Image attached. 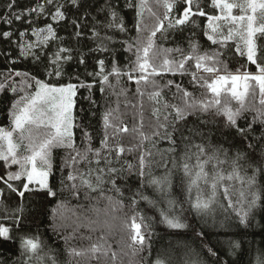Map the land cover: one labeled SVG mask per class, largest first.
<instances>
[{
    "label": "snow or ice",
    "instance_id": "6c2138e0",
    "mask_svg": "<svg viewBox=\"0 0 264 264\" xmlns=\"http://www.w3.org/2000/svg\"><path fill=\"white\" fill-rule=\"evenodd\" d=\"M210 2L213 8L220 10V15L205 12L201 0H155L164 9L162 17L149 6V0H122V4L121 0H105L103 5L96 6L92 0H35L33 5L23 7L19 0H8L0 22L9 29L16 21L27 24V28L15 34L23 40L31 31L36 39L17 43L19 57L30 58V69L17 70L15 60L11 61L13 66H9L10 55L5 51V68L0 70V94L19 95L8 108V128L0 127V167L3 168L0 172V213H3L0 216V264H65L62 251L69 256L67 264H79V257H87L89 264H101V258L109 254L115 262L117 253L112 251L106 234L98 236L87 249L78 250L69 243L82 229L90 234L101 229L111 231L113 225L109 220L101 222L88 214L94 211L99 215L97 205L101 200L108 202V209L113 213L128 208L130 215L125 213L120 219L132 242L131 255L135 258L147 251L150 257L157 223L172 230L191 228L183 204L173 194L177 177L178 186L186 193L184 203L205 225L225 227L226 223L231 225L236 221L237 228L241 225L248 228L256 214L264 212V0ZM68 4L82 14L70 18L66 14ZM234 8L239 9L240 14L233 15ZM88 9L98 14L92 17L91 39L97 42L92 51L105 53L111 68L106 71L105 59L97 58L99 71L86 72L93 78L91 83L81 81L79 75H69V82L60 83V79L68 75L66 66L74 57L72 48L62 46L63 40L53 23H71L73 34L79 37L83 35L80 29L89 16ZM125 10L133 13L131 28L125 22ZM145 12L155 21L151 27L144 22ZM99 13H103V17H99ZM49 16L51 22L44 27L37 26L41 17ZM173 16L175 19L171 18ZM198 17H207L208 31L204 35L211 42L210 51L201 52V45L195 40V30L200 27L196 22ZM221 20L228 25L227 34L220 30L217 21ZM189 25L191 34L182 37L187 41V51L179 45L163 47L171 30L182 34ZM99 28L104 29L105 35L101 36ZM13 35L12 30L0 31V37L9 43ZM118 36L124 38L117 39ZM236 37L239 42L235 52L246 55V63L256 67L255 73L241 71L245 65L231 72L222 59L228 50L227 42ZM52 42H56L55 51L48 48ZM121 50L127 55L123 67L117 59ZM190 61L194 62L191 67ZM76 62L85 63L82 54L76 57ZM169 76L171 78L166 79ZM97 77L100 78L99 91L104 93L107 89L117 98L116 106L106 108L101 114L99 147L94 146L92 133L74 114L75 97L81 88L89 93L85 99L96 105L92 88ZM110 77L115 78V84ZM73 78L78 83L70 82ZM122 82L135 85L136 103L128 100L130 90L123 87ZM121 96L125 98L126 108H138L132 115L131 128L123 120L128 113L120 111ZM145 96L151 111L149 132L144 131ZM207 114L222 116L225 120L223 124H216L203 118ZM75 129H79L81 135L79 146ZM14 133L18 134L19 143L14 142ZM122 134L130 135L134 141L131 146L124 145ZM213 136L219 142L209 152L204 141ZM164 141L168 147L158 149L157 144ZM22 147L30 154H21ZM126 153L135 156V164L126 159ZM156 156L160 159L156 160ZM12 166H18V170L12 171ZM156 168L164 171L157 175ZM57 174L60 177L58 189L53 182ZM145 188H152L159 199L147 196ZM64 194L69 199H61L51 210L52 232L57 240L64 230L72 227V235L62 237L65 248L60 250L45 242L46 233L39 232L34 219L29 222L30 216L20 201L28 195L47 200ZM81 197L95 203L83 212L78 211L83 205L69 207L70 199L79 201ZM13 198L14 205L10 203ZM141 202L156 208L158 222L144 212ZM161 202L167 207L160 208ZM65 212H70L71 217H65ZM69 218L73 219L71 225L65 222ZM230 235L239 238L224 242L229 259L223 258V248L211 243L210 234L201 230L195 232L201 242L200 251L185 245V255L179 262L173 261L170 254L161 253L154 261L144 257L129 264H252L250 259L244 260L252 247L244 240L248 233L240 231ZM79 239L92 241V236L81 234ZM256 251L255 264H264V246Z\"/></svg>",
    "mask_w": 264,
    "mask_h": 264
},
{
    "label": "trees",
    "instance_id": "16d2710c",
    "mask_svg": "<svg viewBox=\"0 0 264 264\" xmlns=\"http://www.w3.org/2000/svg\"><path fill=\"white\" fill-rule=\"evenodd\" d=\"M8 0H0V15H2L5 11V5L7 4ZM40 2H43V0H40ZM61 2H64V0H61ZM105 0H92V3L94 6L96 5H103ZM229 3H239L242 2V0H228ZM20 5L23 6H30L35 3V0H19ZM122 4V0H121ZM149 6L152 7L153 11L156 12L158 16H163L164 9L161 6H158L155 3V0H149ZM201 6L203 10L209 14L212 15H220V10L218 8H213L211 6L210 0H201ZM68 11L66 14L70 16V18L75 17L76 15H80L82 13H78L75 8H72L70 4L67 5ZM89 16L88 18L83 22V27L80 29L82 31L83 35L77 37L75 36L74 29L71 25V23L67 21H62L59 25H56L53 23V27L57 32V35L62 38L64 47H70L73 49L72 55L74 57L73 61L70 62L66 66V71L68 75L63 76L60 79V83H67L69 82V75L75 76L79 75L81 81H87L92 82V77H89L86 75V72H97L99 71V66L97 65L96 61L97 58L99 59H105L106 64V71L111 68V62L107 58L105 53L101 52H93L92 49H95L97 47V42L93 39H91L92 35V27H93V21L92 17H97V12L92 11L91 9H88ZM240 14L239 9H233V15ZM103 13H99V17H103ZM125 22L129 28H131V21L133 19V13L129 10H125V13H123ZM172 19H175V16L171 17ZM47 22H51L50 16L45 19V17H41L40 20L37 22V26L44 27ZM145 24H147L149 27H151L154 24V19L149 16L147 12H145ZM197 24L200 25L199 28H197L195 40L201 45V52H204L206 50H209V45L211 44L210 41H207V36L204 35L205 32L208 31L207 29V17H198L196 19ZM217 23L221 26L220 30L223 31L225 34H227V23L223 20L217 21ZM25 28H27V24H22L20 21H16L14 23V26L12 29H9L8 25L3 24L0 22V31L4 30H12L14 32L13 37L11 38V43H9L8 40L0 37V70H3L5 68V61L3 59L5 51L10 55V59L8 61L9 66H13L11 64L12 60L16 61V64L14 67L17 70H28L31 68V64L29 63L30 58H22L19 57V51L20 49L17 47V43L23 44L24 40H35V37L31 35V31L28 32L27 36L23 38V40L19 39L18 36L15 34L18 31H23ZM191 29V25L187 26L182 34H178L175 32V30H171V33L169 35V40L167 42H163V47L165 48H174L177 45H179L181 48H184L187 51V41L183 40L182 37L189 36ZM99 31L101 33V36L105 35V31L103 28H99ZM109 35L112 33L109 32ZM147 34V33H146ZM132 35H135L133 32ZM159 36V34H158ZM124 37L118 36L117 39H122ZM239 42V38L236 37L233 40H230L227 42L228 50L225 52V55L222 57L224 62L226 63L228 70L231 72H235L236 69L241 68V65H245V68H242L241 71L247 70L249 72L255 73L257 71L256 67L254 65H251L250 63H246V55L241 56L239 53L235 52V45ZM158 43H161V41L158 40ZM260 41L258 40V45ZM243 45L241 44V47ZM218 47V46H213ZM48 48L51 51H55L56 49V42H52L48 45ZM235 53V54H234ZM83 55L85 63L79 64L76 62V57L79 55ZM172 55H176L173 53ZM259 55V53H258ZM117 59L121 61V67L124 66V64L127 62V55L122 50L120 51ZM194 64V62L190 61L189 66L191 67ZM201 75H207L205 73H200ZM2 78V77H0ZM167 78H171L166 77ZM19 78H17L18 80ZM97 82L95 83L94 87L92 88V98L96 101V105H91L90 101L85 99L89 95L88 91L84 88H81L78 90L77 96L75 97V109L74 114L77 116L78 122L83 123L88 132L92 133L93 135V144L96 147H99L98 139L100 130L102 127V119L101 114L104 112V110L108 107H115V101L116 96L111 95L109 91L106 89L104 93L99 91L100 88V78L97 77ZM159 79V78H158ZM187 80V77L184 78ZM110 81L115 84L116 80L114 77H110ZM72 83H78L77 80L74 78L70 81ZM163 81H161L162 83ZM123 87L129 89L128 92V100H130L132 103L137 102V98L134 96L135 91V85L132 83H125L122 82ZM31 91V90H30ZM119 91V88L117 89ZM23 93H20L22 95ZM199 94V93H198ZM19 95L13 96L11 92H5L0 94V127L8 128L9 126V119L7 116V111L11 103L14 102V99H18ZM124 97H120V111L126 112L128 115H125L123 117V120L125 123H127L128 127L131 128L133 124L132 115L138 112V108H126L124 105ZM249 100L251 101V97H249ZM256 106H259L258 98L256 100ZM80 109H85L84 112H80ZM90 110V111H89ZM95 113V115H91V113ZM251 113H249V116ZM204 119H207L209 121H212L216 124H223L225 117L222 116H213L211 114H207L203 117ZM151 120V111H150V105L147 100V96L144 98V123H145V132H149V123ZM76 132V144L79 146L81 141V135L79 129L74 130ZM14 135H17L14 133ZM123 135V143L126 147L131 146V143L134 141L131 140V137L129 134H122ZM221 140L224 139V137H220ZM230 139V137H229ZM197 143H200L201 141L197 140ZM218 139L216 136L211 137L209 140L204 141L206 149L210 152L212 150V146L216 145L218 143ZM26 143V142H25ZM150 143V142H149ZM227 146V145H225ZM168 144L166 141L160 142L157 144L158 149H164L167 148ZM182 150V146H181ZM155 152L156 149H153ZM22 154L25 153L23 147L21 148ZM30 154L26 153L25 155ZM63 155V153H61ZM126 159L135 164L136 158L134 155L125 154ZM156 160H159L160 157L156 156ZM2 163V162H0ZM17 166H12L11 170L16 171ZM171 167V165H169ZM3 171V168L0 167V172ZM67 171V170H66ZM155 173L157 175H160L164 170L163 168H156L154 169ZM59 174L53 177V182L57 184V189L59 188ZM178 177L174 179L173 184V194L180 200V202L183 204V207L185 208L184 215L187 217V220L189 224L191 225V228L187 230H172L167 229L164 225H161L159 223L156 224V235L152 238V247L153 252L152 255L149 257L147 251L140 253L138 257L133 258L131 255L132 249L129 247V245L132 243L128 230L123 227L121 224V219L123 218L125 213H128V208L125 207L123 211H116L111 212L110 209H108V202L105 200H101L97 207L100 209L99 215L94 211H90L88 214L92 216L93 219H99L101 222H103L105 219L109 220L113 227L111 231L109 232L108 229H101L100 231L96 233H89L86 229H82L81 233L77 234V238L72 239L69 241L71 246L76 247L78 250L80 249H87L92 242H94L98 236L102 234H106L108 238V243L111 245L112 251H115L117 253L116 261L113 262L111 259V255L109 254L108 257H102L101 258V264H129L132 260H141L144 257H147L148 260L154 261L158 254L161 253H168L170 254V257L173 261L179 262L185 255V245H190L192 249H195L196 251H200V241L196 238L195 232L198 231H205L210 234L209 239L211 240V243L214 245H218L221 248H223V258L229 259L228 249L226 244L224 243L227 239H238L239 237L231 236V233H237L240 231H245L248 233L244 237V240L246 244H250L252 247L249 251V254L244 257V260L247 262L249 259L252 261V264H255V258L258 255V252L256 249H259L260 247L264 246L262 245V242H264V212H258L255 216V220L252 222V225L248 228H244L243 225H241L239 228L236 227V221H233L231 225L225 224V227H211L209 225L203 224L201 219L196 216L189 208V205L187 203H184L185 195L186 193L180 189L178 186ZM137 185H134L133 187H136ZM109 195H112L114 199H120V197H117L113 193H108ZM145 194L149 196L153 200L159 199L158 195L154 192L152 188H145ZM128 194L125 193V197ZM193 198H195L196 190L193 188L192 191ZM61 199H69L67 194H64V196L58 197L56 199H53L52 197H48L47 200H45L43 197H36L34 195H28L25 199L20 201L22 205L26 209V214L30 216V223L32 219L35 221V225L38 226L40 233H46L43 236V239L46 243H48L50 246L54 248H58L60 250H63L65 248V245L63 243V236H71L72 235V227H68L66 230L62 232L61 239L57 240L56 237L53 235L52 232V225H53V216H52V209L57 206V204L60 202ZM11 204H15L16 200L15 198L10 201ZM95 201H85L83 197L80 198L79 201L75 199H70L69 207L73 208L76 207L78 204L83 205V208L78 209V211H85L89 208L90 204H94ZM125 205H127L128 201L127 199H124ZM160 208H166L167 205L164 203H159ZM141 208L144 210V212L148 216L155 217L157 222L159 221V212L156 210V208H151L146 202H141ZM107 212V214H106ZM130 215V213H128ZM3 213H0V216H2ZM65 217H71L70 212L64 213ZM115 217V219H114ZM57 222H59V218L57 219ZM67 224L71 225L73 223V219L69 218L65 221ZM7 226V224L5 225ZM193 229L195 231H193ZM35 230V228H34ZM225 233H228L229 235H225ZM83 234L84 236L91 235L92 241H89L87 239L80 240L79 236ZM207 242V241H205ZM62 260L67 264L69 260V256L67 252L62 251ZM206 258V257H205ZM237 257H232V259H236ZM79 260V264H89V261L87 257H79L77 258Z\"/></svg>",
    "mask_w": 264,
    "mask_h": 264
},
{
    "label": "rangeland",
    "instance_id": "374dc122",
    "mask_svg": "<svg viewBox=\"0 0 264 264\" xmlns=\"http://www.w3.org/2000/svg\"><path fill=\"white\" fill-rule=\"evenodd\" d=\"M35 39H36V37H35ZM74 109H75V108H74ZM13 139H14V142H15V143H19V137H18L17 135H14ZM19 151L21 152V149H20ZM26 153H27V152H25L24 155H25ZM21 154H22V152H21ZM15 168H17V170H18V166L15 167Z\"/></svg>",
    "mask_w": 264,
    "mask_h": 264
}]
</instances>
